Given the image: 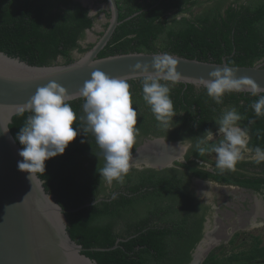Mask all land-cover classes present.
<instances>
[{
    "label": "trees",
    "instance_id": "16d2710c",
    "mask_svg": "<svg viewBox=\"0 0 264 264\" xmlns=\"http://www.w3.org/2000/svg\"><path fill=\"white\" fill-rule=\"evenodd\" d=\"M259 1L150 0L144 6L130 3L119 7L122 22L98 57L162 51L203 61L219 63L225 58L230 65H253L264 59V0ZM194 8L198 10L194 11ZM177 16L181 19L177 20ZM92 24L93 17L88 15V8L74 0H0V51L32 65L70 63L74 49L84 53L93 45L90 43L82 48L78 44ZM143 82L144 77L130 83V92L135 97L143 96ZM161 83L170 87V96L182 94L185 99L194 97L193 101L197 98L202 114L207 116L212 107L219 105L207 95L204 87L196 89L192 84L185 86L173 81ZM258 98L250 92L233 91L225 93L223 102L237 108L245 118L242 123L264 146V116L257 117L250 106ZM84 102V98L69 101L77 114L72 127L80 128L81 132L62 154L45 161L44 173L36 172L46 191L63 209L87 204L65 213L70 237L86 248L83 253L97 264H187L190 250L201 236L200 224L196 236L188 238L183 227H177L174 220L167 221L171 228L168 224L158 226L159 220L166 221L163 218L166 214L160 215L159 209L152 211L148 205L146 207V194H115L110 198L103 186L104 179L99 175L103 164L96 162L101 150L91 132H82L86 127L85 121L80 119L86 115ZM30 115L28 111L23 115L16 114L9 124L20 147L23 145L19 143L17 133ZM202 126L203 123L200 128ZM204 128H207L205 124ZM218 143L208 141L199 145L206 149L203 153L196 146L197 156L204 157L207 151L215 153L211 151V145ZM251 145L256 143L253 141ZM192 169L201 177L245 184L253 189H259L264 183L263 178L242 177L243 174L235 170H230L227 176L228 172L218 169L215 174ZM132 192L133 188L128 193ZM92 201L96 202L90 204ZM137 202L143 204V210L135 215L133 210ZM153 219L155 224L151 223ZM181 236L185 242L177 243L176 237L181 239ZM117 239L122 240L112 249L92 250L112 247ZM174 242L176 248L171 247L170 243ZM223 250V247L215 248L202 264H264V245L258 237L246 249L224 255Z\"/></svg>",
    "mask_w": 264,
    "mask_h": 264
},
{
    "label": "water",
    "instance_id": "95a60500",
    "mask_svg": "<svg viewBox=\"0 0 264 264\" xmlns=\"http://www.w3.org/2000/svg\"><path fill=\"white\" fill-rule=\"evenodd\" d=\"M109 2L111 14L106 29L99 38L93 40V45L84 54L70 63L32 65L0 51V264H97L83 253L86 248L73 240L67 231L65 213L87 204L63 209L53 195L46 191L43 180L36 172L18 167V162L23 159L18 154L22 147L11 134L9 124L38 87L54 81L63 86L73 99L83 98L79 90L94 70L99 69L110 76L127 80L142 78L155 74V58L164 55L175 61L173 67L177 79L174 82L203 87L202 80L209 79L211 71L227 64L225 58L216 63L162 51L98 57L121 22L117 5L114 0ZM145 64L148 65L147 70L144 69ZM227 66L234 70L237 78H250L264 88V62L250 66ZM120 240L117 239L112 247H95L92 250L112 249ZM202 260L203 257L197 263L200 264ZM197 263L192 261L190 264Z\"/></svg>",
    "mask_w": 264,
    "mask_h": 264
},
{
    "label": "clouds",
    "instance_id": "9594fccd",
    "mask_svg": "<svg viewBox=\"0 0 264 264\" xmlns=\"http://www.w3.org/2000/svg\"><path fill=\"white\" fill-rule=\"evenodd\" d=\"M181 19L180 16L176 17ZM175 61L168 55L155 58L153 67L155 74L144 77L142 85L143 100L150 106L152 113L160 125L166 130L174 126L173 116L176 115L170 96V87L161 81H175L177 75ZM139 66V65H138ZM148 65H144L147 70ZM209 79L202 80L207 95L216 104L223 103L225 93L248 91L259 98L251 103L257 117L264 116V88L258 86L250 78H237L234 70L227 66L216 68L209 73ZM247 86V87H246ZM84 98L83 109L85 121L83 133L91 132L97 146L101 150L104 166L99 175L111 186L113 181L123 183L125 176L132 168H139L132 149L139 135L136 127L138 111L133 107L130 84L124 77H115L97 69L91 73L79 90ZM70 96L60 84L50 81L45 86L38 87L35 93L22 107L18 115L25 111L31 113L24 126L20 127L17 139L23 147L18 162L21 170L28 172L45 171V161L62 154L68 144L73 141L81 129L73 128L77 114L71 107ZM243 119L235 106L225 108L215 123L218 125L216 135L206 130L197 142V147L211 141L214 136L223 134L218 144L211 145V151L216 153V167L221 171L234 170L245 152H251L249 129L241 127ZM193 147L191 138L179 142L178 150L183 154ZM201 153L204 147H199ZM255 162H264V149L259 146L254 149Z\"/></svg>",
    "mask_w": 264,
    "mask_h": 264
},
{
    "label": "flooded vegetation",
    "instance_id": "af4514ba",
    "mask_svg": "<svg viewBox=\"0 0 264 264\" xmlns=\"http://www.w3.org/2000/svg\"><path fill=\"white\" fill-rule=\"evenodd\" d=\"M74 1H77L82 6L87 7L88 15L93 17L92 26L86 30L84 38L78 41L80 47L85 48L93 42L92 39H94V37L96 39L99 38L106 29L111 14L110 2L109 0ZM149 1L150 0H114L118 8V14L119 7H125V5L130 3L144 6ZM251 1L260 2L259 0ZM120 21L122 22V20ZM78 54V50L74 49L71 52L70 57L72 60H74L77 58ZM258 62H264V59ZM137 79L138 78H133L127 81L130 84L131 82H135ZM130 80L132 81L130 82ZM198 88L199 87H196V89ZM182 90H184V88ZM132 92L134 91L132 90ZM171 99L173 101V107L176 115H174L172 118L174 126L166 130L160 125V122L156 120L150 106L147 105L143 100V96L138 95L135 97L132 93V106L134 108L136 107L138 111L136 127L139 129V135L137 137L136 143L133 146L132 155L136 163L139 165V168L130 169L129 173L125 176L123 183L113 181L112 185L109 186L104 181L103 186L105 192L110 194V198L115 194H122L125 196H132L133 194L144 196V194H146L144 197L146 199L145 206L148 205L152 211L159 209L160 215L166 214V216H163L166 221H158L159 227H164V225L166 226L168 224V227L171 228V225H169L170 222L168 223L167 221L169 219L174 220L176 221L175 225L177 227H183L182 231L184 232L185 236L191 238V236H196V230L199 228L200 224L201 236L194 244V247L191 248L190 260L187 264H190L193 261L194 256L198 252V246L202 244L200 241L205 236L206 231L209 230L211 232L217 225L220 226V224H223L225 226L223 229V235H229H226V238H223L221 235L220 242L218 241L213 243L211 246L212 248L208 247V249H211L208 252L206 251L207 254L203 257V260L200 263L202 264L204 259L212 250L217 247H223L224 245L222 244L227 243L226 241L230 239V236H232L234 231L238 229H245L247 226L252 225V223H249V219L251 216H254L253 211H247L244 209L240 210L241 212H239L238 210L240 207L235 209L232 207V205L229 206V204H227L225 212H227L228 216L223 220L220 219V217L216 215V213L218 214L219 212L215 210V208L218 206L213 204L210 196H204L206 194L205 189H208L206 185L208 183H213L222 185L224 187L235 186L241 188L242 191L250 193L254 192L253 194H257L258 190L264 188V183L259 189H253L251 187H247L245 184L226 183L217 181L210 177H201L196 172H194V169L192 168L195 167L213 174L216 173V169H218L216 167V153L207 151L203 155L204 157H199L196 154L195 147L198 140L206 130H211L213 134L216 135L218 125L215 123V120L218 119L225 108L230 106H227V104L223 102L222 104H219L217 108L212 107L209 113L210 115L207 116L206 114H202V111L197 104V98L195 101H193L194 97H191V100L186 98L188 100L186 101L182 94H180L178 97L171 96ZM242 117L243 120L240 121V125L241 127H245V123H242L245 118L244 116ZM202 123L203 126L200 128ZM204 124L207 128H204ZM249 134L251 137L249 141V148L253 149V151L245 152L242 159L236 164L234 170L245 175H242V177L255 176L257 178H263L262 180H264V162L259 164L256 163L254 154L255 147L259 146L261 149H264V146L261 145L258 137H255L251 134L250 130ZM222 135L223 134L214 136L211 141L219 142L224 138ZM185 138L192 139L193 147L187 153L182 154L178 150V145L179 142ZM253 141L256 143V145H251ZM96 162L103 164L102 167L104 166V159L101 151L96 157ZM239 165L241 167H238ZM224 173H227L226 175L229 176L230 170H225ZM144 181L146 182L143 184ZM132 188L134 189V192L128 193ZM242 191H240V195L237 196V198H240L242 201H244L242 202L241 207L245 208L243 205H246V207H250L251 210L256 208L257 202L254 203L255 199L250 198L251 196H249L248 193L243 194ZM244 198H248V200H244ZM247 201L249 202L248 205L243 204L247 203ZM134 208L135 209L133 210V213L138 215L143 210V204L137 202L135 203ZM230 209H233V211ZM246 215H249V218H247ZM241 218L247 220V222L240 226L237 224V222ZM224 220L227 221L226 223H229L230 225L232 224L231 226L236 225L233 232H231V226L228 227ZM151 223L155 224L156 220L153 219ZM183 237L184 236H181V239L176 237L177 240L175 241L180 243L185 242ZM170 244L172 248H176L177 244L175 242Z\"/></svg>",
    "mask_w": 264,
    "mask_h": 264
},
{
    "label": "rangeland",
    "instance_id": "374dc122",
    "mask_svg": "<svg viewBox=\"0 0 264 264\" xmlns=\"http://www.w3.org/2000/svg\"><path fill=\"white\" fill-rule=\"evenodd\" d=\"M197 10H198V8H194V11H197ZM94 39H96V38L94 37ZM94 39H92V40H94ZM82 54H84V53H79L77 58L80 57ZM206 187H208V189L207 188L205 189L206 194L204 196L205 197L210 196L211 200L213 201V204H215V206H218L215 208V210L217 212H219L218 214L216 213V215L219 216L220 219L223 220L224 218H226L228 216L227 212H225V208H226L227 204H229V206L232 205V207L235 209L240 207V209L238 210L239 212H241L240 210H244V209L247 211H253L254 212V214H253L254 216H251V218L249 219L250 220L249 223H252V225L247 226V228H245V229H238V230L234 231L232 236H230V239H232L234 236L233 241L229 243L230 239H228L226 241L227 243L222 244V245H224L223 246V248H224L223 255L229 254L230 252H233V251H238V250L248 248L254 242V238H256V237L260 238L261 239V245H264V224H263V222H264L263 221V218H264V188L257 191L259 194L258 193L253 194L254 192L250 193V192L242 191L241 188L235 187V186L234 187H223L222 185L208 183L206 185ZM240 191H242L243 194L248 193V195L251 196L250 198L255 199L254 203L257 202L256 203L257 207L253 208L251 210L250 207L247 208L246 205H243V206H245V208H242L241 204L244 201H242V199H240V198H237V196L240 195L239 194ZM246 199L248 200V198H244V200H246ZM251 201H253V200H251ZM243 204L248 205L249 202L247 201V203H243ZM219 205H220V207H219ZM231 211H233V209ZM256 216H258V217H256ZM261 216H263V217H261ZM257 218H259V219H257ZM224 222L226 223L227 221L224 220Z\"/></svg>",
    "mask_w": 264,
    "mask_h": 264
},
{
    "label": "bare ground",
    "instance_id": "6f19581e",
    "mask_svg": "<svg viewBox=\"0 0 264 264\" xmlns=\"http://www.w3.org/2000/svg\"><path fill=\"white\" fill-rule=\"evenodd\" d=\"M223 190V189H222ZM224 191V190H223ZM246 217L247 218H249V215L247 216L246 215ZM232 220V219H231ZM234 221V220H233ZM220 222V221H219ZM232 222V221H231ZM247 222V220H245V219H239L238 220V222H237V224L238 225H243V224H245ZM217 224V223H216ZM226 225H228V227L229 226H231L229 223H226ZM235 226L236 225H234V226H231V232H233V230H235ZM215 227V226H214ZM224 225L222 224H220V226H216L215 227V229L213 230V231H209L207 234H206V237H205V239L202 241V244L201 245H199L198 246V248H197V250H198V252H197V254L194 256V260H193V263H197L198 261H199V259H201L202 257H204L205 256V253H206V251H208L209 249H208V247H211L212 245H213V243H215V242H218V241H220V237H221V235H222V237L224 238H226L229 234H226L225 236L223 235L224 234ZM198 264V263H197Z\"/></svg>",
    "mask_w": 264,
    "mask_h": 264
}]
</instances>
